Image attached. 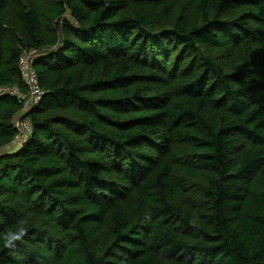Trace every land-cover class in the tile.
<instances>
[{
	"label": "trees",
	"instance_id": "1",
	"mask_svg": "<svg viewBox=\"0 0 264 264\" xmlns=\"http://www.w3.org/2000/svg\"><path fill=\"white\" fill-rule=\"evenodd\" d=\"M263 37L264 0H0V85L35 48L46 91L0 96V264H264Z\"/></svg>",
	"mask_w": 264,
	"mask_h": 264
},
{
	"label": "built area",
	"instance_id": "2",
	"mask_svg": "<svg viewBox=\"0 0 264 264\" xmlns=\"http://www.w3.org/2000/svg\"><path fill=\"white\" fill-rule=\"evenodd\" d=\"M38 50L33 48L24 52L19 59V67L22 76L27 84L29 96H26L17 86L0 85V96L5 93L16 94L24 103V108H32L39 104L46 91L40 87L39 79L33 60ZM14 127L17 129V134L12 138L11 145H18L27 140L28 135L33 129V124L29 118H18L14 121Z\"/></svg>",
	"mask_w": 264,
	"mask_h": 264
},
{
	"label": "rangeland",
	"instance_id": "3",
	"mask_svg": "<svg viewBox=\"0 0 264 264\" xmlns=\"http://www.w3.org/2000/svg\"><path fill=\"white\" fill-rule=\"evenodd\" d=\"M246 50L247 47H245V45L239 47L235 45H230L229 49L220 50L219 56L223 64L226 65L228 69H230L232 72H235L239 63H241L240 61L242 59V55L245 53ZM255 50H258L257 52L260 58V62L262 61L259 66L260 68L256 67L255 70L261 72L260 77L264 78V37L260 40L259 44L252 51ZM255 76L258 75L255 73Z\"/></svg>",
	"mask_w": 264,
	"mask_h": 264
},
{
	"label": "crops",
	"instance_id": "4",
	"mask_svg": "<svg viewBox=\"0 0 264 264\" xmlns=\"http://www.w3.org/2000/svg\"><path fill=\"white\" fill-rule=\"evenodd\" d=\"M21 114H17L15 117H18V116H20ZM5 149H6V147H5ZM1 150H3V149H1Z\"/></svg>",
	"mask_w": 264,
	"mask_h": 264
}]
</instances>
